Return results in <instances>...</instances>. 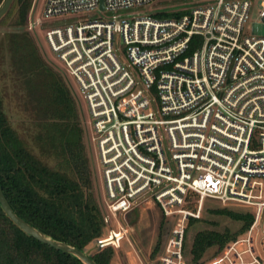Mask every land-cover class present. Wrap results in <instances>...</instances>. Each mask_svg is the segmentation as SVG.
<instances>
[{"label": "built area", "instance_id": "2783aa9c", "mask_svg": "<svg viewBox=\"0 0 264 264\" xmlns=\"http://www.w3.org/2000/svg\"><path fill=\"white\" fill-rule=\"evenodd\" d=\"M152 1L101 0L99 8V0H45L41 13ZM250 5L215 0L173 18L111 15L44 31L85 102L102 178L104 232L85 252L118 250L130 227L117 214L156 203L170 228L158 264H195L184 254L186 231L212 199L253 215L217 264H264V36L243 34ZM33 12L30 31L42 23Z\"/></svg>", "mask_w": 264, "mask_h": 264}, {"label": "trees", "instance_id": "16d2710c", "mask_svg": "<svg viewBox=\"0 0 264 264\" xmlns=\"http://www.w3.org/2000/svg\"><path fill=\"white\" fill-rule=\"evenodd\" d=\"M31 1L13 0L0 24L6 22L13 28L25 25ZM3 49L9 53L10 67H16L18 77L23 76L28 90L32 89L27 96L34 95L33 126L37 130L29 143L10 125L0 89L1 191L12 211L28 224L54 240L84 250L101 232L102 208L93 193L73 99L60 76L39 57L26 31L6 32L0 37V63ZM214 212L239 222V228L234 233L228 229L197 231L191 247L196 264L209 248L219 251L253 221V215L244 210L219 208ZM111 256L110 248L90 253L95 264H109ZM0 264L83 263L21 231L0 207Z\"/></svg>", "mask_w": 264, "mask_h": 264}, {"label": "rangeland", "instance_id": "374dc122", "mask_svg": "<svg viewBox=\"0 0 264 264\" xmlns=\"http://www.w3.org/2000/svg\"><path fill=\"white\" fill-rule=\"evenodd\" d=\"M44 2L45 0H32L28 12L32 5V8L34 9L33 15L42 19L41 10L44 6ZM214 2L215 0H154L149 4L116 9L114 11H84L49 19H42V23L38 29H33L31 31L27 30L25 25L13 28L6 22L0 24V37L6 32L26 31L33 39L39 57L53 72L60 76L63 84L68 89L77 111L79 125L82 132V142L85 147L92 174L91 183L93 193L99 205L102 204L104 191L94 143L91 140L92 130L88 111L84 100L78 93V89L73 79L66 75L58 59L47 48L43 39L44 31L52 26L87 22L96 18H109L111 15L148 14L156 18H173L177 17V15L181 16L183 14H188L192 7ZM261 2L262 0H250L251 5L248 19L243 27L244 35L264 36V21L259 14L262 9ZM119 49L121 54L124 55L125 46L119 45ZM18 76L16 67L13 69L10 67L9 53L3 49L2 60L0 63V89L2 93L3 109L10 125L20 132V134H23L24 137L28 139L29 143H31L30 139L37 130L33 126V119L35 118V112L33 113L32 111L34 106V95L32 97L29 95L30 98L27 96L31 93L32 89L28 90L26 85L27 82L24 77ZM33 149L35 150L36 148ZM35 153L37 154V149ZM49 163L52 164L53 161L51 160ZM193 195H195V193L191 192L190 197ZM153 204L154 206L152 209H146L144 212H141L140 209L135 207L127 212L123 218L120 214H117L116 216L119 222L124 221L131 226L132 231L128 236L130 244L133 246L138 257L141 260L145 257V260L148 261V263L157 257L159 251H162L167 239V232L170 229L169 222L164 219L160 207L156 203ZM194 207L195 205L189 206L191 209H194ZM219 208H228L235 211L242 210L237 207H222L216 200H206L201 218L191 219L185 235L184 254L185 257L193 263L195 262L192 260L191 247L194 235L197 231L201 229H211L223 232L228 229L231 233H234L239 228V222L232 220L228 216L214 212ZM101 232H104L103 227L101 228ZM125 249L126 246L122 244V246L116 251L119 258L118 261L121 264H127L126 254L124 253ZM152 250H154V253L151 255L148 251L151 252ZM219 251H217V247L209 248L204 254L205 259L201 258L198 261V264H217Z\"/></svg>", "mask_w": 264, "mask_h": 264}, {"label": "water", "instance_id": "95a60500", "mask_svg": "<svg viewBox=\"0 0 264 264\" xmlns=\"http://www.w3.org/2000/svg\"><path fill=\"white\" fill-rule=\"evenodd\" d=\"M13 0H2L0 3V19L5 15L7 10L9 9L11 3ZM99 8H102V2L99 0ZM0 207L3 211V213L6 215V217L16 226L18 227L21 231L26 233L27 235L35 238L36 240L47 244L55 249L61 250L63 252H66L68 254H71L75 256L77 259H79L83 264H95L93 260L90 258V254L88 252H85L84 250H79L78 248L71 246L65 242L54 240L42 232H40L38 229L34 228L30 224H28L26 221H24L22 218H20L18 215H16L11 207L9 206L7 200L5 199L1 187H0ZM264 217V215H263ZM262 222V220H261ZM259 228L261 229V224L259 225ZM261 232L258 236V240L261 237ZM259 245V242H258ZM260 252L262 256L264 257V252L260 248Z\"/></svg>", "mask_w": 264, "mask_h": 264}, {"label": "crops", "instance_id": "0c3cea01", "mask_svg": "<svg viewBox=\"0 0 264 264\" xmlns=\"http://www.w3.org/2000/svg\"><path fill=\"white\" fill-rule=\"evenodd\" d=\"M153 206H154L153 203H149V204H147L146 206H144V207H142V208H138V209H140L141 212H144V211H146V209H152ZM129 227H130L129 233H128L126 239L122 242V244H124V245L126 246V249H125L124 253L126 254L127 264H158V262H157V257L154 258V259H152V260L150 261V263H148V261H146V260H145V257H143L142 255H141V256L143 257L142 260L138 257V255L136 254V252H135L133 246H131L130 241H129V239H128V236H129L130 232L132 231L131 226H129ZM122 244H121V246H122ZM121 246H120V247H121ZM129 248H130V249H129ZM111 250H112V249H111ZM116 251H117V250H112V256H111V258H110L109 264H121V263L118 261L119 258H118V254H117ZM153 251H154V250H152L151 252L148 251V253L152 255V253H154ZM129 255H131V256H129ZM139 255H140V254H139ZM151 255H150V256H151ZM157 256H158V255H157ZM202 259H205L204 256L202 257Z\"/></svg>", "mask_w": 264, "mask_h": 264}]
</instances>
